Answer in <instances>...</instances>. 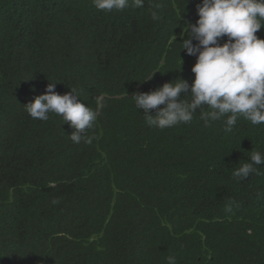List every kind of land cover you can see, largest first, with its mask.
Here are the masks:
<instances>
[{
  "label": "trees",
  "instance_id": "16d2710c",
  "mask_svg": "<svg viewBox=\"0 0 264 264\" xmlns=\"http://www.w3.org/2000/svg\"><path fill=\"white\" fill-rule=\"evenodd\" d=\"M201 3L105 13L92 0H0V264H264V164L233 178L264 154V124L240 117L228 133L197 110L159 129L130 98L194 81L180 43ZM50 82L100 103L91 144L72 142L62 116L26 112Z\"/></svg>",
  "mask_w": 264,
  "mask_h": 264
},
{
  "label": "clouds",
  "instance_id": "9594fccd",
  "mask_svg": "<svg viewBox=\"0 0 264 264\" xmlns=\"http://www.w3.org/2000/svg\"><path fill=\"white\" fill-rule=\"evenodd\" d=\"M92 3L98 11L111 13L129 7L144 8L145 0ZM196 7L199 19L186 24L180 43L183 51L197 59L191 69L194 81L189 84L178 78L148 93H139V87L130 98L138 110H143L147 124L159 129L190 123L197 110H201L205 124L223 120L228 133L240 117L254 126L264 124V39L256 35L264 28V0H202ZM159 18L157 11H152V19ZM223 37L228 39L221 44ZM154 74L144 82L152 80ZM56 84L50 82L46 94L24 105L26 112L41 121H47L50 113L62 116L74 130L69 135L72 142L91 144L93 137L86 133L98 118L100 103L94 111L81 102L74 88L60 95L55 91ZM205 108L208 110L203 111ZM262 164L264 154L252 151L249 160L233 170V178L247 179L258 171L254 165ZM167 264H177L176 257L168 256Z\"/></svg>",
  "mask_w": 264,
  "mask_h": 264
}]
</instances>
